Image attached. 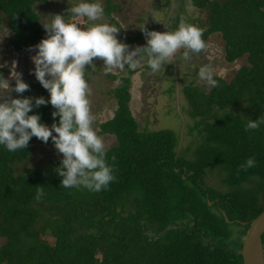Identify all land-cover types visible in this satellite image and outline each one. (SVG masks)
I'll list each match as a JSON object with an SVG mask.
<instances>
[{
  "label": "trees",
  "instance_id": "16d2710c",
  "mask_svg": "<svg viewBox=\"0 0 264 264\" xmlns=\"http://www.w3.org/2000/svg\"><path fill=\"white\" fill-rule=\"evenodd\" d=\"M44 1L0 0V27L5 15L15 50L46 37L36 11ZM191 3L207 8V21L199 24L205 27L202 39L220 33L225 61L247 59L230 81L214 75L218 86L209 91L191 83L182 87L188 115L196 120L189 129L202 138L194 157H185L184 140L178 148L183 131L139 130L129 107L136 69L129 68L110 91L117 105L113 116L99 124V134L115 138L106 149L115 177L107 188H64L56 171L62 158L16 172L34 143H44L36 137L24 150L0 145V264H243L239 251L246 229L264 210V123L246 130L249 119L264 121V0ZM4 72L0 67V77ZM27 84L28 91L12 97L49 99L39 81ZM242 102L243 114L224 112ZM53 111L48 103L29 114L51 127L59 120ZM249 158L255 165L242 170ZM214 167L224 172L226 190L206 184L205 172Z\"/></svg>",
  "mask_w": 264,
  "mask_h": 264
},
{
  "label": "clouds",
  "instance_id": "9594fccd",
  "mask_svg": "<svg viewBox=\"0 0 264 264\" xmlns=\"http://www.w3.org/2000/svg\"><path fill=\"white\" fill-rule=\"evenodd\" d=\"M68 11L72 17L85 18V22L81 25L70 22L59 13H49L44 16L46 22H41L46 37L29 48L30 51L38 49L31 57L35 66L32 71L48 91V100L43 96H11L12 92L22 94L30 89L22 74L15 70V61L10 74L15 86L10 87L8 81L0 77L3 81L0 86V145L9 152H15L27 148L32 137L45 144L51 139L57 153L62 154L61 164L56 169L64 177L61 185L98 192L107 188L115 177L113 167L106 160L105 142L93 127L96 117L91 110L89 97L92 90L85 79V69L95 68V60L103 61L106 73L123 71L125 65L136 69L141 62L134 57L143 52L147 54L148 67L156 73L171 63L179 50L188 49L199 54L206 50L207 45L202 39L203 29L182 17L174 31L142 29L150 37L146 47H137L129 53L126 51L128 45L117 38L120 29L104 19V8L99 0H80ZM183 56L187 58L188 52H183ZM199 78L211 87L218 86L217 80L213 79V67L209 64L200 67ZM48 103L55 109L51 113L54 120L59 117L51 127L41 122L39 114H29L34 107ZM261 123L264 121L249 119L246 130H256ZM254 165L255 159L249 158L240 168L246 171ZM42 195L43 187L38 186L37 199Z\"/></svg>",
  "mask_w": 264,
  "mask_h": 264
},
{
  "label": "rangeland",
  "instance_id": "374dc122",
  "mask_svg": "<svg viewBox=\"0 0 264 264\" xmlns=\"http://www.w3.org/2000/svg\"><path fill=\"white\" fill-rule=\"evenodd\" d=\"M225 1V0H219ZM80 0H45L36 3V11L41 21L49 13H59L70 22L83 24L85 18L72 17L68 9L79 3ZM95 2V0H89ZM103 8L112 6L114 9L108 14L104 11V19L120 29L118 40L127 44V52L134 51L137 47L144 48L147 45L145 31L166 32L171 29L176 30L183 17L186 22L199 27L207 21V8L193 6L191 0H99ZM200 28V27H199ZM201 29H205L202 27ZM10 31L7 19L3 16L0 27V65H5L3 79L7 80L10 87L15 86V80L10 76L12 63L16 62V71L22 74L25 83L38 81L34 75V63L31 57L36 54L38 49L25 51L21 55L17 53L12 59L7 56ZM134 38L133 43L125 37ZM207 48L204 52L194 54L188 49L179 50L171 63L165 64L160 71L153 73L147 67V54L141 52L134 60H139L141 66L131 76V86L129 88L131 113L138 122L139 130H158L171 129L176 133L183 131L181 143L188 150L186 158H192L193 151L201 143V134L196 130H190L195 119L188 115V103L181 92L186 84H194L209 91L210 84L201 81L199 69L201 66L209 64L213 67V76H221L230 81L239 67L247 64L246 56L227 62L224 59V40L220 33H211L206 40ZM188 52V57L183 56V52ZM95 68L85 69V79L89 84L92 93L89 97L91 110L96 120L93 124L97 134L103 138L106 149L115 143V138L110 134H99V124L113 116L116 108V100L110 91L117 86L119 78L126 75L129 67L125 65L123 71L113 70L106 73L103 61L95 60ZM116 77V78H114ZM178 84V94H176L175 81ZM3 85V82L1 86ZM13 92L11 93V96ZM244 102L226 109L224 112L229 114H243L246 110ZM55 135V133H53ZM181 148V146H180ZM62 158V154L57 153L53 143L44 144L39 141L34 143L33 153L23 162L15 166L16 172H21L29 168L47 167L51 159ZM51 158V159H50ZM50 159V160H49ZM224 172L219 167L209 168L205 172V182L208 186L218 190H226L223 183ZM4 238L0 237V245Z\"/></svg>",
  "mask_w": 264,
  "mask_h": 264
},
{
  "label": "water",
  "instance_id": "95a60500",
  "mask_svg": "<svg viewBox=\"0 0 264 264\" xmlns=\"http://www.w3.org/2000/svg\"><path fill=\"white\" fill-rule=\"evenodd\" d=\"M176 94H178V82L175 81ZM182 132L180 136L181 145ZM211 204V202H209ZM264 234V210H262L255 218H253L242 241V247L239 253L242 255L243 264H264V246L262 243V235Z\"/></svg>",
  "mask_w": 264,
  "mask_h": 264
},
{
  "label": "flooded vegetation",
  "instance_id": "af4514ba",
  "mask_svg": "<svg viewBox=\"0 0 264 264\" xmlns=\"http://www.w3.org/2000/svg\"><path fill=\"white\" fill-rule=\"evenodd\" d=\"M7 44H8V47H11L12 48V50L11 49H8L7 51H6V53H7V56H9V57H11L12 59L15 57V55L17 54V53H20L21 52V55L23 54V56H24V54H25V51L27 50L28 51V49L30 48H26V49H21V50H15L12 46H11V44L9 43V40H8V42H6ZM2 65V64H1ZM4 68H5V65L3 66ZM6 71V70H5ZM2 82L3 81H1V83H0V86H1V84H2Z\"/></svg>",
  "mask_w": 264,
  "mask_h": 264
}]
</instances>
